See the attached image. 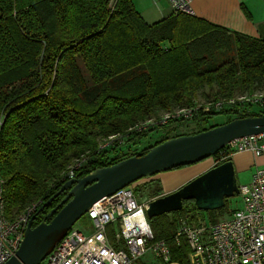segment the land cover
Returning a JSON list of instances; mask_svg holds the SVG:
<instances>
[{
    "label": "trees",
    "instance_id": "obj_1",
    "mask_svg": "<svg viewBox=\"0 0 264 264\" xmlns=\"http://www.w3.org/2000/svg\"><path fill=\"white\" fill-rule=\"evenodd\" d=\"M223 43L235 50L226 61L214 57ZM201 91L207 102L264 92V39L189 14L148 24L133 0H0V180L7 218L34 203L40 209L83 157L90 161L77 178L186 136L176 130L182 122L136 128L192 106ZM225 114L230 122L262 113L239 107ZM114 135L134 153H99V144ZM225 150L214 158L231 160ZM66 195L38 209L33 227ZM197 212L195 202L186 201L182 211L149 219L172 263L189 264L188 243L178 244L175 236L180 219Z\"/></svg>",
    "mask_w": 264,
    "mask_h": 264
},
{
    "label": "built area",
    "instance_id": "obj_2",
    "mask_svg": "<svg viewBox=\"0 0 264 264\" xmlns=\"http://www.w3.org/2000/svg\"><path fill=\"white\" fill-rule=\"evenodd\" d=\"M168 1L174 14L194 16V0ZM254 106H258L261 110L259 113L264 114V92L223 98L205 104L195 102L190 107L148 120L136 130L146 131L150 127H165L172 122L192 121L202 123L201 127L205 128L209 116L232 112L239 107L253 113ZM176 130L180 132L179 127ZM123 143V137L110 136L108 141L105 140L99 146L98 152L112 150L122 154L134 153V150L127 151ZM247 151L256 156L264 154V133L235 139L226 145L225 150L229 156ZM89 161L90 157L77 160L67 171L66 182L76 179ZM239 189L240 207L230 213L229 217L211 222L208 212L201 211L200 215L198 212L196 214L203 221L198 225L188 217L180 219L175 240L178 244L182 239L188 243L189 264H264V167H258L250 182L242 184ZM153 200L147 197L138 200L130 187L104 197L87 212L94 231L87 233L72 227L42 263L146 264L142 259L152 254L162 264H173L169 246L156 238L149 222L147 209ZM39 206L34 203L14 220L8 219L3 182L0 180V264H6L16 255L24 241L28 224Z\"/></svg>",
    "mask_w": 264,
    "mask_h": 264
},
{
    "label": "water",
    "instance_id": "obj_3",
    "mask_svg": "<svg viewBox=\"0 0 264 264\" xmlns=\"http://www.w3.org/2000/svg\"><path fill=\"white\" fill-rule=\"evenodd\" d=\"M262 133L264 114L237 118L194 135L167 140L145 155L124 159L83 178L66 182L38 212L68 191L66 197L37 227H33L36 216L31 218L20 249L6 264H41L68 231L104 197L158 173L201 162L214 156L235 139ZM239 194L234 164L226 161L180 189L153 200L147 215L152 219L182 211L186 201L195 202L197 209L202 212L219 211L226 206L227 200ZM60 206L62 208L59 209Z\"/></svg>",
    "mask_w": 264,
    "mask_h": 264
},
{
    "label": "crops",
    "instance_id": "obj_4",
    "mask_svg": "<svg viewBox=\"0 0 264 264\" xmlns=\"http://www.w3.org/2000/svg\"><path fill=\"white\" fill-rule=\"evenodd\" d=\"M134 5L148 24H154L158 22L156 20H163L174 14L168 0H158V5L153 2L150 6L139 7L140 9L135 2ZM243 7L250 14V18ZM192 8L194 16L197 18L253 38L264 39V0H194ZM205 126L209 128L207 125ZM230 159L229 161L234 164L238 182L241 180L244 182L243 184L250 182L254 171L258 167H264V154L256 156L247 151L234 153L230 156ZM223 162V160L218 162L214 159L213 165L209 164L207 169L218 166Z\"/></svg>",
    "mask_w": 264,
    "mask_h": 264
},
{
    "label": "rangeland",
    "instance_id": "obj_5",
    "mask_svg": "<svg viewBox=\"0 0 264 264\" xmlns=\"http://www.w3.org/2000/svg\"><path fill=\"white\" fill-rule=\"evenodd\" d=\"M134 2L136 3V6L138 8L143 7V6H150L151 3L153 4V2L155 3V5H158V0H134ZM156 21H161V19L156 20ZM233 50L234 49H232L231 45H228V43H223L220 47L215 49L214 57L215 58L219 57L221 60L226 61L227 59L232 58L231 56L233 55V53L235 51V50L234 51ZM158 69L159 70L161 69V70H164L165 72L166 71L168 72V70H167L168 68H164V67L159 66ZM84 75L86 78H88L86 71H84ZM87 82L90 85V82L89 81H87ZM205 92H208V88H205ZM202 95H203V91H201L199 93V96L197 97L199 99L196 102H200L201 104L208 103L207 101L203 100ZM253 111L255 113H259L261 110L258 106H254ZM228 120H229V115H227V114H216V115H213V116L206 119V122H207L206 125L208 127L213 126V125L221 126V125L226 124L228 122ZM201 126H202V123H200V122H193V121L192 122H183L179 125V131L183 132L187 135H192ZM154 135L158 136L157 134H154ZM106 140L108 141L109 138H106ZM104 141H105V139L99 145L104 143ZM143 146H144V144H141L139 147H143ZM214 159H215L214 156H212L210 158H207V159H205L201 162H198L196 164H193V165L181 167L179 169H173V170L161 172V173H158V174L152 176L151 178L145 179V180L140 181V182L138 181L139 183L136 182L129 187L131 189H133V191L136 195V198L138 200H140L144 196H148L149 198H153L155 195H157L159 193H162V195H166V194L172 193V192L180 189L181 187H183L187 183L191 182L195 178H197L200 175L207 172L209 170V169H207L209 167V164L213 165ZM205 169H207V170H205ZM203 170H205V171L202 172ZM243 183L244 182H242L241 180H239V182H238L239 185H242ZM137 185L140 186V189L138 191H136ZM239 207H240V197L235 196L234 198L226 201V206H225L224 210L216 212L214 214V216H215L214 218L211 216V213L208 212L209 219L211 222H215L217 220L225 219V218L229 217L230 213H232L234 210L238 209ZM186 216H188L189 220L192 221L195 225H198V224L203 222L201 219L197 218L196 214H194V213L188 214ZM74 227L80 228L82 231H85L87 233H92L94 231L93 222H92V220H90L88 218L87 214L84 215L75 224ZM142 261L146 264H162V262L160 260H158V259L156 260L155 258H153L152 254H147L146 256H144ZM42 264H47V262L45 261ZM173 264H178V263H173Z\"/></svg>",
    "mask_w": 264,
    "mask_h": 264
},
{
    "label": "clouds",
    "instance_id": "obj_6",
    "mask_svg": "<svg viewBox=\"0 0 264 264\" xmlns=\"http://www.w3.org/2000/svg\"><path fill=\"white\" fill-rule=\"evenodd\" d=\"M259 114H260V113H259ZM261 115H262V114H261ZM210 127H211V126H210ZM210 127H209V128H210ZM205 129H207V128L205 127ZM225 147H226V146H225ZM225 147H224V148H225ZM223 163H224V162H223ZM221 164H222V163H221Z\"/></svg>",
    "mask_w": 264,
    "mask_h": 264
},
{
    "label": "flooded vegetation",
    "instance_id": "obj_7",
    "mask_svg": "<svg viewBox=\"0 0 264 264\" xmlns=\"http://www.w3.org/2000/svg\"><path fill=\"white\" fill-rule=\"evenodd\" d=\"M67 194H68V191H67ZM66 197V196H65ZM50 219H52V218H50Z\"/></svg>",
    "mask_w": 264,
    "mask_h": 264
}]
</instances>
